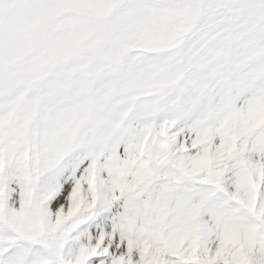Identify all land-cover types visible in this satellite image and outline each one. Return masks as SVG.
Masks as SVG:
<instances>
[{"label":"snow or ice","instance_id":"1","mask_svg":"<svg viewBox=\"0 0 264 264\" xmlns=\"http://www.w3.org/2000/svg\"><path fill=\"white\" fill-rule=\"evenodd\" d=\"M0 264H264V0H0Z\"/></svg>","mask_w":264,"mask_h":264}]
</instances>
